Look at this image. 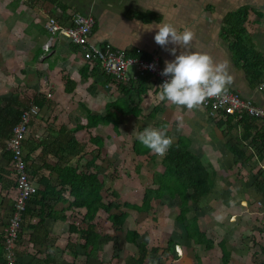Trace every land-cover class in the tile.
Masks as SVG:
<instances>
[{"label":"crops","instance_id":"1","mask_svg":"<svg viewBox=\"0 0 264 264\" xmlns=\"http://www.w3.org/2000/svg\"><path fill=\"white\" fill-rule=\"evenodd\" d=\"M55 1L56 4L50 3V0L46 2L39 0H0V49L8 48L5 57L0 60V118H4L6 110L9 111L10 108L20 106V110L33 104V99H30V97H33L37 92H45L52 95L48 105L40 108V115L34 120L33 127L31 126L30 134L26 140L25 156L30 154L31 158L36 161L35 164L40 166L44 162V158L51 165L57 164L58 158L56 156L60 150L58 147L63 146L59 143L63 131L61 127L64 122L68 123L72 120H79L83 123L86 121V111L81 106L82 104L93 113L103 114L106 111V103L122 99L125 96L120 86L115 87L111 83L107 84L106 75L104 76L100 72L92 76L91 68L86 69L87 64L82 59L77 47L69 44L63 38L52 37L48 34L44 27V22L48 16H56L62 21H68L76 14L93 15L96 21L90 40L93 44L101 47L110 45L114 50L126 51L132 55L142 53V55L147 57L148 55L158 54L163 67H165L164 62L166 60L175 59L170 54V50L173 47L177 48V55L180 54V51L207 53L217 63L227 62L229 73L232 77V83L228 88L239 92L241 96L251 99L264 109V91L260 90V85L264 84V75L254 79L252 75L250 77L247 74L243 66L236 63L235 54L229 46V41L224 38L225 34L223 33L224 28L228 26L227 17L230 13L247 7L250 40L253 41L256 49L264 54V0ZM165 23L174 25L178 32L181 33L185 29L191 30L195 34L194 40L186 49H179L178 46L171 44L167 46V49L162 48L155 43L154 36L158 31L156 29L157 25ZM257 64L261 63L257 62ZM134 75V71L128 72L126 80L134 78ZM66 76L75 84L76 88L72 93L64 91V77ZM148 87H150V90L144 94V100L141 105L142 110L146 109L149 112L145 119L142 116L139 118L121 116L120 135L114 131L113 126H98L92 130V136H100L103 139L104 147L102 151L108 147L109 140L114 142L117 136L119 137L117 140L125 141L124 139H127V137L123 139V136L137 135L142 132L141 130L144 131V126L143 128L139 127L141 120L147 121L151 119L148 116L159 102L162 103V108L165 109L159 115L160 118L170 123L162 130H165L166 134L173 138V141H176L183 134L188 138L190 135L198 136L197 131L199 129H201V133L203 131L207 133V136L196 139L198 142L189 138L194 151L193 145L195 147L198 144L202 145L203 143L201 142L214 145L216 141L218 144L220 141H224L220 138L210 137V132L215 131L216 124L215 120L208 117L204 108L188 110L187 108L173 105L166 100L161 101L159 99L160 92H154V87L151 83L148 84ZM124 88V91H127L126 84H124ZM88 102L91 103L90 106L86 105ZM11 105L14 107H11ZM127 121L134 125L131 128L128 127V131L124 133L121 130V126H127ZM194 121L198 122L199 127L191 126ZM210 124L213 125L212 128ZM68 125V128L73 129L77 123L71 122ZM86 132L81 131L75 134L78 141L88 144L85 158L79 162V158L76 157L70 163L73 166L78 164L85 171L86 163L95 157V152L98 148L90 143V135L88 136ZM223 134L220 132L222 139L225 136H229V140H231L232 136L239 137L241 135V128L237 125L236 133L234 132L233 135L232 133H225L223 136ZM209 138H212V142ZM123 141L121 142L124 144ZM6 142L7 139L0 142V174L4 173V180L2 179L0 182V237H3L8 217L11 213L13 198L16 195L15 177L11 171L10 156L5 153L7 151H5ZM209 146L205 145V147ZM33 147L34 150L32 151ZM108 148L107 150H109ZM197 149L203 150L204 148L200 147ZM227 151L230 152L228 149ZM123 154L124 157L128 155L126 151ZM108 158H111L109 151H107V154L103 152L102 160H97L96 164L100 165V168H104L99 172V179H104L106 185L108 186L109 184V187L113 188V181L116 180L112 178V175L119 165L118 163H107L106 159ZM156 159H159V156H155L152 160ZM252 162L255 164L256 160L253 159ZM247 169L249 168L241 169V172L247 173ZM90 172L97 171L92 168ZM42 174L51 179L53 185L58 183L57 173H50L44 170L34 178L36 184H38ZM232 187L230 186V189ZM133 194L136 193L134 192ZM73 199V197L66 195L65 201L67 203L63 201L55 202L54 199H50L47 204L55 211H62L69 207ZM258 199H260L258 201L262 204L264 203L262 196ZM127 201L131 202L130 199H127ZM258 201L254 205L258 208L262 207V205L258 204ZM29 209V215L24 218V228L17 246V263L46 264L51 256V253H47V246L45 245V241L49 238L43 235L44 237L37 239L38 242L31 243L30 241L32 237L34 239L35 236H38V232L34 230L39 221L40 207L32 203ZM44 211V228L50 238L56 237L55 246L52 248V252L55 255V257L53 256L54 264H68L69 258L71 259V254L67 250V234L69 233L70 222L49 218L48 212L51 211L49 207L44 208ZM132 211H128L129 216L127 217L126 226H128L130 218H133ZM70 213L68 209L63 215H69ZM30 214L31 218L29 217ZM143 216L142 221L132 219L140 234H142L140 231L142 230V225L138 224V222L146 223L145 225L147 223L154 224L145 217V214ZM157 220H159L157 228L161 231V216H158ZM108 227H111V223H107L104 235L114 236L113 229L111 228L112 230L108 231ZM127 229L129 228L127 227ZM148 234L151 239L154 237V235ZM103 239L101 238L100 240V247H102L101 242ZM50 241L53 240L50 239ZM152 245L153 243H151V247ZM79 249V254H84V251L81 248ZM103 250L106 249L103 247L101 251ZM102 257H104L103 254H101ZM81 259L82 257L80 256L79 261ZM96 261L101 264L95 258H91V262L94 263L89 262V264H97Z\"/></svg>","mask_w":264,"mask_h":264},{"label":"trees","instance_id":"2","mask_svg":"<svg viewBox=\"0 0 264 264\" xmlns=\"http://www.w3.org/2000/svg\"><path fill=\"white\" fill-rule=\"evenodd\" d=\"M39 1L46 2L47 0ZM50 3L56 4V1L50 0ZM248 17L249 13L247 7H243L236 12L230 13L227 17L228 26L227 28H224L223 33L225 34L224 38L229 41V46L235 54L236 63L243 66L250 77L252 75L254 79H258L264 75V54L259 52L253 45V41L250 40L248 33ZM107 48L112 53H115L116 56H121L124 60H143L152 63L158 58L157 61L161 70L163 71L164 69L158 54L151 56L148 55L146 57L142 55V53L132 55L126 51L114 50L110 45L101 47L103 50H106ZM79 52L82 59L87 64L86 69L88 70L91 68L92 76L100 72L104 76L106 75L107 84L111 83V85H114L115 87L120 86L125 96L122 99L106 103V111L103 114L93 113L88 107L82 104L81 106L86 111V121L84 123L79 120H77L79 122L74 120L69 121L68 123L77 122V125L71 129V131H69L68 123L64 122V125L61 127L63 131L61 133V141L59 142L63 146L58 147L60 150L58 152L59 154L56 156V158H58L56 165L47 163L44 158V162L39 166L35 164L36 161L31 158L30 154L25 156V161L30 164L29 167L32 169V181L35 180L34 178L36 175L44 170L50 173L55 172L58 175V183L53 185L51 179L42 174L38 184L35 183L38 192L34 195L31 201L35 206L40 207L38 215L39 221L34 231L38 232V234L40 233L41 236L44 235L49 238L45 241V245L47 246V253H51V256L46 264H54L55 260L53 259V256L55 257V255L52 252V248L55 246L56 242V237L50 238V235H48L44 228L45 213L43 212H45L44 208L46 207H49L51 210L48 212L49 218L70 222L69 235L72 237L68 238L67 250L72 254L74 263L77 262L81 256L77 250V247H79L84 251V256L86 258L84 264H89L88 260L91 258L98 259L101 264H104L100 254V240L105 236V232L103 233V231L105 230L107 223H111V228L117 234L125 232L126 242L133 245L138 252V256L130 257L131 261L129 262L132 264H144L147 259H151L153 255H158L162 250L161 233L157 228L158 220L156 218H150L151 222L154 223L153 228L156 232L153 239V245L150 248L146 243L141 241V238L143 237L137 230H125V224L128 219L127 217L129 216L128 210L137 211L139 213L141 212L142 214H149L155 208V204L157 206V202H160V204L169 202V204H171L170 202L174 200H179L180 202L175 211L176 215L174 216V221L183 227L186 238L192 241L194 245L205 246L208 250L214 249L213 240L207 236L206 232L198 223L199 218L197 216L190 217L189 215L192 211L191 205L193 203H200L202 199L209 195L214 189L213 180L216 172L211 164H206L201 156L191 149V141L188 137H185L184 134L180 135L176 141H173L172 147L163 156L161 161L163 171L155 172L152 175L150 185L145 188L141 203L129 202L127 201V198L125 201H121V195L116 189H114V187L112 190L108 191L113 198H110L108 201L107 197L109 195L107 197L104 196L103 192L106 189V183L104 179H99V172L102 168H100V165L98 166L96 164L97 160H102L104 142L100 136H92V130L98 126H113L114 131L120 135L119 128L121 125V116L141 117V105L144 100L143 96L150 90L148 84L151 83L154 87V92L158 93L161 91L159 87L162 84V78L157 72H152L149 69L140 71L135 68L134 78L126 80L129 72L128 70L124 76L117 75L103 66L99 56H97L96 60L91 63L85 60L83 52L80 50ZM257 62L261 64H257ZM64 82V91L67 93L74 92L73 90L76 87L73 81L66 76L64 77ZM124 84H126L127 91H124ZM227 91L240 96V99L243 98L239 92L233 89L227 88ZM51 97L52 95L50 93L37 92L33 97H30V99H33V104L28 107H23L19 110L20 106L14 107L11 105V107L14 108H10L9 111L6 110L5 117L0 118V142L5 139H7V142L10 140L15 125L21 120L23 110H27L31 106H36L40 115V108L44 105H48ZM164 111L165 109L162 108V103L159 102L148 116L153 120L154 126H144V129L151 127L162 130L170 125V123L162 120V118L161 120L158 119V115ZM37 117L38 116L32 117L29 125V134L33 127L32 124ZM260 120L262 119H260L259 116L250 115L246 110H242V112L237 111L233 114L229 113L226 117H215L214 122L218 132L224 134L232 133L233 135L234 132L236 133L237 125L240 126L241 135L239 137L232 136L231 140L226 143V147L233 156V163L236 166L240 165L242 169L248 164H251L253 159L256 160V163H263L262 165H264V122H261ZM81 131H87L86 134L88 136L90 135V143L98 147L95 152V157L86 163V171L78 164L75 166L70 165L72 159L77 157L79 158V162H81L86 155L88 144H86L85 141V143L78 141L75 137V134ZM141 131L143 132V130ZM4 132L6 133L4 134ZM139 134L132 135L131 139L130 137L125 139V141H129L128 143L132 146L129 152H133L134 155L141 158L150 154L151 160L155 156L158 157V155L152 153L139 142ZM25 146L26 141L24 142V147ZM31 150L33 151L34 147ZM5 153H7V156H10L9 159L11 160V152L6 151ZM247 167L249 168V171L252 170V167ZM92 168L97 172H90V169ZM3 174L4 173L0 174V182L3 179ZM259 178L261 180H259ZM250 184L255 186L257 190L264 187V166L258 168V171L253 175V181ZM261 190L263 194L264 189ZM66 195H69L74 199L70 202L69 207L62 211H55L47 204L50 199H54L55 202L63 201L67 203V201H65ZM262 198L264 199V196H262ZM29 208L25 211L24 218L29 215ZM68 209L71 213L69 215H63ZM29 217L31 218V214ZM103 219L105 220L102 221ZM21 235L22 233L20 232L18 235L17 246ZM41 236H35L34 239L32 237L30 239L31 243L38 242L37 239H40ZM50 239L54 242L50 241ZM116 239L119 241L118 236ZM2 240L3 237H0V264H6ZM176 241L177 240L174 238L168 240L166 248L167 252L173 253L174 246H180ZM219 247L222 252L223 262L228 264L231 259V252L227 249L226 242L221 241ZM120 249L121 248L119 247H115L112 260L120 259ZM178 254L180 258L183 257L182 252H178ZM161 258L162 257L160 256L158 262H161ZM197 261L199 262V259H197ZM260 264H264V257Z\"/></svg>","mask_w":264,"mask_h":264},{"label":"rangeland","instance_id":"3","mask_svg":"<svg viewBox=\"0 0 264 264\" xmlns=\"http://www.w3.org/2000/svg\"><path fill=\"white\" fill-rule=\"evenodd\" d=\"M7 50L8 48L0 49V60L5 57ZM135 68V66H129V73L135 71ZM86 105L90 106L91 103L88 102ZM142 113L144 119L146 118V115L149 114L146 109L142 110ZM158 119L161 120L160 116ZM127 123V126H121V130L124 133L134 125L131 124L130 121H127ZM194 125L199 127L198 122L196 121L191 123V126ZM210 125L212 128L213 125ZM143 126H154L153 120H141L139 127L143 128ZM69 129V131H71L72 128ZM200 130L201 129L197 131L198 136L190 135L189 138L198 142V139L207 136V133L204 131L201 133ZM219 135L220 132L216 129L215 131L210 132V137L224 140L223 142L220 141L219 144L217 141L214 145L201 142L203 143L202 145L198 144L196 147L193 145L195 151L191 147L194 152H197L201 156L206 164H211L216 172L213 180L214 189L209 195L203 198L200 203H193L191 205L192 211L189 215L190 217L197 216L199 218L198 223L206 232L207 236L213 240L214 249L208 250L205 246L194 245L192 241L186 238L183 227L174 221L176 208L180 204L179 200H174L170 202L171 204H169V202L162 204L157 202V206H155L148 216L145 214V217L150 220V218L157 219L158 216H161L162 230L160 233L162 250L158 255H153L151 259H147L144 264H225L222 260V252L219 247L221 241L226 242L227 249L231 252V259L228 264H260L262 261V258L264 257V208L263 206L258 208L254 204L260 200L258 199L260 196H264V193L262 194L261 190L264 189V187L257 190L256 187L251 186L250 183L253 181V175L257 173L258 168L264 165H262L263 163L254 164V162H252L247 165L252 167V170L249 171L247 169V173L241 172V166H236L233 163V156L227 151L226 143L229 141V136H225L222 139L221 135ZM114 137L116 136L114 135ZM126 137L127 139L130 137L131 139L132 135L123 136V139ZM118 138L119 137L117 136V138H115L116 141L114 142L109 140V148L107 147L109 150L106 148V150L103 151L104 154H107V151H109L111 155V158L106 159L107 163L112 162L118 163L119 165L115 173L112 175V178L116 180L113 181L112 185L115 187L114 189L120 193L121 201H125L127 198L130 199L132 203H140L145 188L150 185L152 175L155 172L163 171L161 164L163 156H159L160 159L151 160L150 154L141 158L137 157L132 152L127 157H124L123 153L126 150L129 152L132 146L128 143L129 141L117 140ZM209 139L212 142V138ZM121 141H123L124 144ZM205 145L210 146L205 147ZM200 147H203L204 149H197ZM101 168L104 169L103 167ZM105 177H107V175H105ZM259 180L261 179L259 178ZM230 186H233L232 189H230ZM110 190H112V187H109L108 184L103 192L105 197L109 195L107 197L108 201L110 198H113L110 196V192H108ZM134 192L136 194H133ZM262 201H264V199ZM131 213H133L132 219L142 221L144 216L141 212L132 211ZM132 219L130 218L128 226L125 224V230L127 227L130 230H135L137 228V226L133 224ZM138 224L142 225V230L140 231L144 234H141V236H143L141 241L147 245L149 244L151 247L154 237L151 239L148 233L152 235L156 234L153 228L154 224L147 223V225H145L146 223L139 222ZM111 230V227H108V231ZM104 232L105 230L103 233ZM112 232L114 236L106 235L101 242V249H103V247L106 249L100 251V254H103L104 256L102 257L104 264H132L129 262L131 261V258L133 256H138L136 248L126 242L125 232L119 234L113 230ZM38 235L39 237L41 236L40 233ZM67 235L68 241V238L72 236L69 235V233ZM117 236L119 237V241L116 239ZM171 238L176 239V243L180 244L178 248L174 246L173 253H169L166 250L167 242ZM115 247L121 248V252L119 253L120 259L118 260L111 259ZM180 249H182V258L178 256L179 254L177 252V250L180 252ZM77 250L80 251L79 247H77ZM80 255L82 259L80 261L78 260L79 262L77 261L74 263V258L71 254V259L69 258L68 264H84L86 258L84 254ZM160 256L162 257L161 262H158ZM197 259H199V262ZM88 262H91V259H89ZM96 263L98 264V261H96Z\"/></svg>","mask_w":264,"mask_h":264},{"label":"built area","instance_id":"4","mask_svg":"<svg viewBox=\"0 0 264 264\" xmlns=\"http://www.w3.org/2000/svg\"><path fill=\"white\" fill-rule=\"evenodd\" d=\"M95 22L94 16L90 14H76L68 21H62L56 16H51L47 19L44 27L52 37L66 39L69 44L78 47L83 52L87 62L93 63L99 56L103 66L117 75L124 76L129 66H135L140 71L149 69L152 72H157L162 78V83L170 79V77L161 75L162 70L157 59L152 63L143 60H124L121 56L118 57L115 53H112L108 48L103 50L100 46L93 44L90 40ZM203 107L209 110L211 117H226L229 113L242 112V110H246L250 115H264L262 111L253 107L249 101H243L240 96L228 91L221 97L208 99ZM34 116H39V110L36 106H31L27 110L22 111L21 120L15 125L12 136L6 146V150L11 152V171L15 176L16 182V195L13 198L12 210L10 211L2 240L6 264H18V235L22 230L25 211L31 206V201L38 192L34 180H31L32 169L25 161L24 147V142L29 134V125Z\"/></svg>","mask_w":264,"mask_h":264},{"label":"clouds","instance_id":"5","mask_svg":"<svg viewBox=\"0 0 264 264\" xmlns=\"http://www.w3.org/2000/svg\"><path fill=\"white\" fill-rule=\"evenodd\" d=\"M49 17L51 16H48L46 21ZM156 29H158V31L154 36V41L157 45L165 49H167V46L170 44L178 46L179 49H186L187 46L192 43L195 36L194 32L189 29H185L182 33L178 32L176 27L170 23L157 25ZM176 53L177 48L173 47L170 50V54L174 56L175 59L171 61L166 60L164 62L165 67L161 75L170 77V79L165 80L159 87L161 90L159 99L161 101L166 100L178 107L193 110L199 109L200 107L204 108L203 105L208 99L221 97L227 91L228 86L232 83V77L229 73L227 62L217 63L207 53L198 51H180L179 55ZM156 59L158 60V58ZM260 90L264 91V84L260 85ZM242 100L249 101L253 107L264 113V109L255 104L251 99L243 97ZM205 111L210 119L215 120V117L210 116L209 110L205 109ZM257 116L262 119L260 120L261 122H264V115ZM138 140L144 147L158 156H164L173 144V138L167 136L165 130L151 127L145 128L144 131L139 134ZM126 152L128 155L131 154L127 150ZM260 203L261 202L258 201V204L263 206L264 203ZM23 228L24 221L22 230L20 231L21 233ZM178 247L179 246H176V248ZM177 252L179 251L177 250ZM181 252L182 249H180L179 253Z\"/></svg>","mask_w":264,"mask_h":264}]
</instances>
